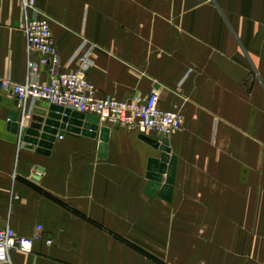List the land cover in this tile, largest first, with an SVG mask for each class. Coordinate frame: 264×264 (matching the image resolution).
<instances>
[{"label": "crops", "instance_id": "1", "mask_svg": "<svg viewBox=\"0 0 264 264\" xmlns=\"http://www.w3.org/2000/svg\"><path fill=\"white\" fill-rule=\"evenodd\" d=\"M34 4L59 70L76 67L85 38L98 95L156 89L159 107L180 106L184 119L163 137L176 157L166 200L145 192L147 159L160 151L139 133L104 124L103 157L98 132L56 135L48 155L23 149L8 127L17 101L0 88V227L30 236L42 226L11 264H264V0ZM23 22L21 0H0V79L24 81L29 58L44 80Z\"/></svg>", "mask_w": 264, "mask_h": 264}, {"label": "built area", "instance_id": "2", "mask_svg": "<svg viewBox=\"0 0 264 264\" xmlns=\"http://www.w3.org/2000/svg\"><path fill=\"white\" fill-rule=\"evenodd\" d=\"M27 53L37 52L39 62L47 67L46 78L40 79L38 63L27 58L25 79L22 82L6 77L0 79V88L16 99L22 121L19 130L26 126L28 106L44 101L62 108L92 114L105 125L122 127L147 136L163 137L178 133L183 125V110L180 106L162 109L158 105L156 89L147 94L133 93L124 99L100 96L87 73L93 64L94 44L83 38L71 60L76 67L59 70V57L51 32L49 18L39 11L34 0H21ZM32 12V15H28ZM19 137V136H18ZM42 226L37 225L30 236H21L10 226L0 227V264H11L9 252L16 249L29 253L33 243L41 239ZM46 244L51 239H45Z\"/></svg>", "mask_w": 264, "mask_h": 264}, {"label": "water", "instance_id": "3", "mask_svg": "<svg viewBox=\"0 0 264 264\" xmlns=\"http://www.w3.org/2000/svg\"><path fill=\"white\" fill-rule=\"evenodd\" d=\"M8 118V127L11 132L19 136L20 146L23 149L48 155L56 135L71 131L95 137L98 132V156H105L109 128L101 125L95 115L64 109L44 101H36L30 111V118L26 126L20 130L18 120H23L22 115L11 111ZM139 137L160 151L158 157L151 156L147 159L145 192L150 195L157 193L169 200L175 176L176 157L170 154L168 140L167 138L159 140L155 136L144 134H140Z\"/></svg>", "mask_w": 264, "mask_h": 264}]
</instances>
